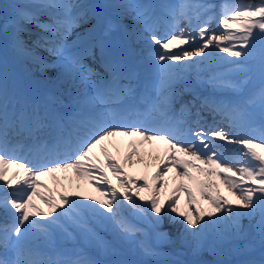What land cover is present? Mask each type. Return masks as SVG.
Masks as SVG:
<instances>
[{"label": "snow or ice", "instance_id": "obj_1", "mask_svg": "<svg viewBox=\"0 0 264 264\" xmlns=\"http://www.w3.org/2000/svg\"><path fill=\"white\" fill-rule=\"evenodd\" d=\"M32 7L37 11H57L50 23H41L36 12L17 8L11 18L14 51L41 68L48 66L22 37L25 26L35 23L47 33L34 42L35 46L56 57L53 64L61 70L58 79L70 82L77 92L69 97L72 110L65 111L59 96H28L0 73V209L10 219L9 223L0 224V264H136L125 258L126 252L163 255L148 241L154 234L157 242H170L169 234L163 230L165 215L173 222L180 218L184 225L180 240L193 255L206 244L215 252L237 256L258 246L259 260L219 264H264V87L247 102L255 105L259 101L258 125L255 113L247 106L214 97H194L180 102L179 113L174 109L180 96L176 82L194 63L210 60L217 49L232 57H244L245 64L255 59L259 50L264 77V0L220 5L219 35L211 31V22L217 15H209L216 7L210 3L185 0L179 5H156L125 0L88 4L39 0ZM157 7L172 18L162 35L157 29ZM110 9L122 10V14H116L117 20L128 16L142 29L118 25L117 20L105 15ZM92 19L96 23L78 33L69 45L67 39L73 29ZM180 19L188 20L191 31L179 26ZM118 27H124L126 35L146 42L147 58L157 78L155 98H137L131 86L135 74L126 70L124 61L113 54L111 35ZM88 57L104 74L85 63ZM194 57L200 59L190 63ZM227 62L241 64L237 60ZM123 79H128L129 84L123 85ZM209 82L214 87L234 90L246 83H235L223 75L213 76ZM87 85H91V94L80 91L81 86ZM129 100L134 103L127 104ZM203 110L225 115L234 131L204 128L200 123ZM153 112L165 119L157 121ZM190 123L196 125L195 131ZM241 128L247 131L241 132ZM13 137L19 138L14 144ZM115 137L132 138L122 159L108 151L106 142ZM213 138L240 147L230 158L217 150ZM145 146L149 149L146 154ZM97 147L103 160L95 154ZM116 150L119 152V148ZM20 152L33 159L21 157ZM141 163L146 169L154 163L156 171L151 176L147 172L135 177L129 174L128 168ZM69 171L77 181L90 183L98 195L81 198L80 191L58 192L41 179L51 176L58 183L56 173ZM169 173L174 186L163 195ZM125 202L131 215L146 222L147 227L133 223L123 214ZM90 216L112 225L111 241L96 236L88 224ZM245 219L249 221L247 225L243 223ZM69 228L96 240L102 258L48 255L46 250H55L59 238H73ZM189 264L200 262L193 260Z\"/></svg>", "mask_w": 264, "mask_h": 264}, {"label": "rangeland", "instance_id": "obj_2", "mask_svg": "<svg viewBox=\"0 0 264 264\" xmlns=\"http://www.w3.org/2000/svg\"><path fill=\"white\" fill-rule=\"evenodd\" d=\"M8 1L9 2H8V6H7V2H5V0H0V29L3 33V38H0V39L3 43L12 44V31H13V29H12V25H11V18H9L12 16L8 15L7 17H4V14L11 10L12 3H14L16 0H8ZM37 1H39V0H37ZM17 2H20V1H16V3ZM8 8H10V9H8ZM14 10L16 11L17 9L14 8ZM221 31H222V28H219V30L216 33L219 35L221 33ZM22 37H23V39L27 45L34 44L33 41L30 39L28 40L24 34H22ZM225 46H227V45H225ZM12 50H14L13 47H12ZM237 50H240L239 47L237 48ZM216 51H218V53L213 58L211 57L210 60H205L203 63H199V64L194 63V66L192 69L198 75L205 74V77L207 78L206 80H208V83L211 87H214V86L212 83L209 82L210 78L213 76H219V75H223V76H225V78L231 79L235 83L246 82L243 84V87H241L237 92H234L233 89H230V88H221V87H215L214 90L217 93L223 94L219 98H220V100H223L225 102L231 101V102L238 103V104H240V103L244 104V101H245V104L248 107V110L253 111L255 113L256 121H257V125H258L260 123L259 101H257V103L255 105H248L247 102L251 98L256 96L259 93L260 89L262 87H264V77H262L261 69H260V62H259V56H260L259 50H257L255 59L249 60L246 64L244 63V60H245L244 57H239V58L232 57L229 54L220 51L219 49H217ZM14 55L16 57H18V61H19V63L16 65L17 71H14V73L17 74V77L19 79L23 80L22 74L24 73V74H28V76L36 79L37 77L33 76L34 73H29V69L31 66V64L29 65V59L30 58L23 56V55H18L16 52ZM225 57L227 58V60L224 59ZM232 60L240 61L241 62L240 66H238L237 64H232V63L227 62V61H232ZM244 69H247V71H245ZM2 73L6 74V71L2 70ZM47 75H49V74H47ZM39 79L41 81L42 88L47 92L50 91L51 93H53V92H56L58 89L61 88V86L58 84L57 81L54 83L50 82V81L47 82V80H44V77H41ZM200 83H201V80H200ZM202 83L204 84L205 82H202ZM51 89L53 92L51 91ZM242 96H243V98H242ZM227 129L229 130V132L234 131L232 126L226 127V130ZM226 130L224 129V131H226ZM240 131L244 132V131H247V129L241 128ZM256 134L259 135V133H256ZM222 144H223V146L220 147V151L221 152H230L229 155L226 154L230 158L233 156L234 150H238L240 147L239 145H236V144H225V142H223ZM232 166L234 168L236 167L235 164H233ZM145 172H147L149 174V176H151V173H153L150 169H147V170H141L135 174H132V173H129V174H131L132 176L135 177V176L144 175ZM137 183L142 184L143 181H137ZM142 194L147 195L148 193H142ZM224 194L227 195V192L225 191ZM91 195H98V193L96 191L92 190L89 193H86L85 195H83L81 198L91 196ZM163 195H165V193ZM143 203H145V202H143ZM204 206L207 207V204H204ZM149 215H151V214H149ZM172 215L175 216L176 214L173 213ZM165 216H164V219H165ZM129 219L132 220L131 218H129ZM94 221L98 225V221L95 219H94ZM140 221H142V220H140ZM176 221H178V223H180V218H177ZM133 223H137V222L133 221ZM243 223L245 225H247L249 223V221L247 219H245L243 221ZM137 224L141 227H147L146 225H141L139 223H137ZM171 227H173L175 229V226L173 225V223H170V222L167 223L164 221L163 230L169 234L170 242H161V244H155L157 241L155 239L154 234L150 235V238L148 241L150 244H152L154 247H156L158 249V251L163 253V255L158 256V257H168L166 261H168V263H170V264H176L177 260H179V261L180 260H195L198 258H200V259H198L200 261V264H209V262L214 261L213 259L215 257H221L222 259L226 260L230 257L236 256V255L223 253V252L222 253L215 252V251L211 250V248L207 244L205 245L203 250L200 251L197 255H193L191 248L186 246L185 244H183L180 240V236L183 233L184 225L182 223L179 224L180 230H178V232H175V230H172ZM68 231H69V229H68ZM79 234H80L81 241H88L85 234H83V233H79ZM100 235H101L100 236L101 238H99V239H103L106 241H111L113 239V231H111V228L102 229ZM64 242H66L65 239L59 238L55 249H57V246L60 243H64ZM88 244H90L92 246V248H95V246L97 245V241L96 240L88 241ZM71 251H72V253H74L76 251L75 246H73L70 250L64 251V253L69 254ZM247 253H250V255H251L250 258H248V259H252V260H259L260 259L261 253H260L258 246L253 248L251 251H249ZM125 254L128 256V259H130V260H132V256L135 259H138L141 261H143L144 257H145L138 250L135 252H126ZM158 257H156V258H158ZM202 261H204V262H202ZM152 263H154V262H152Z\"/></svg>", "mask_w": 264, "mask_h": 264}, {"label": "bare ground", "instance_id": "obj_3", "mask_svg": "<svg viewBox=\"0 0 264 264\" xmlns=\"http://www.w3.org/2000/svg\"><path fill=\"white\" fill-rule=\"evenodd\" d=\"M50 10V9H49ZM53 11V10H52ZM207 52V51H206ZM216 54V52H215ZM46 59H47V62L50 61V57H47L46 56ZM194 60L198 59L197 57H194L193 58ZM49 64V63H48ZM46 68L45 70H41L40 72L43 73V74H46V76L51 79L53 78L55 75L53 73H49V75H47L48 72H46ZM51 74V75H50ZM66 86L70 87L71 83L66 81L65 80V83H64ZM239 90V89H238ZM238 90H234L233 91H238ZM219 121V126H223L224 123L222 121L221 118L217 119ZM215 140V142L217 141H220L218 140L217 138H213ZM126 140H127V137H115L111 140V142H106L107 144V147H108V151L113 155V156H116L117 154L122 157L123 156V153L125 151H127V148H126ZM98 148V147H97ZM117 148H119V152H117ZM148 146H145L144 148V152L145 154L147 153L148 151ZM98 151V149L95 150V152ZM145 159H148L147 155H145ZM132 170H140L142 168H145V165L143 163L141 164H136V165H133L132 167ZM150 169H156V166L155 164H151V166L149 167ZM48 176H43L41 177V179L43 178H46ZM115 178V177H113ZM57 180H58V183L56 185V190L58 192H64V191H80L82 193V196L85 195L87 192H89V190L92 188L91 185H89V183L85 182V181H77L75 176L72 174V173H59L58 176H57ZM114 183H116V179L113 180ZM80 185V187H77V185ZM174 186L173 184V181L171 180V173H169V183H168V186L165 190V195H167L168 193L171 192V189L172 187ZM138 199V198H136ZM183 201H184V197L183 195H181V203L183 205ZM141 204H143V201H139ZM206 204V203H205ZM131 212L132 210L127 207V202H125V208H124V213L130 217L131 216ZM9 219V217L7 216V214L3 211V209H0V224H4V223H8V221L6 220ZM3 219V220H2ZM165 222H170V223H173V225L175 226V229L173 227H171L172 230H175V232H178L179 229V224L178 221L176 222H173L169 219V217L166 215L165 216V219H164ZM110 223H101L100 222V226H102L103 228H112V226L110 227ZM177 228V229H176ZM113 231V229H112ZM72 239H76V237L72 238ZM95 253L96 254H100L101 251L100 249L96 246L95 249H94ZM215 259H220L219 257L215 258Z\"/></svg>", "mask_w": 264, "mask_h": 264}]
</instances>
